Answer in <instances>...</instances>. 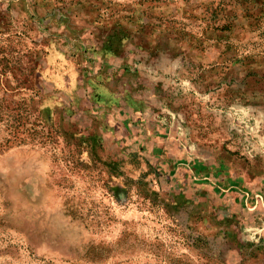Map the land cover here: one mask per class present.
I'll use <instances>...</instances> for the list:
<instances>
[{
    "label": "rangeland",
    "instance_id": "1",
    "mask_svg": "<svg viewBox=\"0 0 264 264\" xmlns=\"http://www.w3.org/2000/svg\"><path fill=\"white\" fill-rule=\"evenodd\" d=\"M0 264H264V0H0Z\"/></svg>",
    "mask_w": 264,
    "mask_h": 264
}]
</instances>
